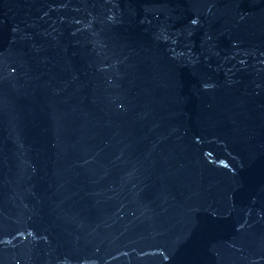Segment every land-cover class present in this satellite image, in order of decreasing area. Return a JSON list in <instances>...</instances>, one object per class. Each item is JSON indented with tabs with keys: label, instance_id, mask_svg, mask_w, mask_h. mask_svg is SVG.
<instances>
[{
	"label": "water",
	"instance_id": "obj_1",
	"mask_svg": "<svg viewBox=\"0 0 264 264\" xmlns=\"http://www.w3.org/2000/svg\"><path fill=\"white\" fill-rule=\"evenodd\" d=\"M0 264H264V0H0Z\"/></svg>",
	"mask_w": 264,
	"mask_h": 264
}]
</instances>
